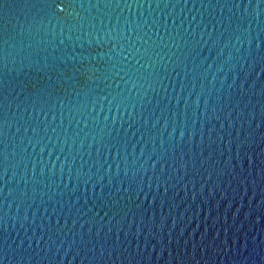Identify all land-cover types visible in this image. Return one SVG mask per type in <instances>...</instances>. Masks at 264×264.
<instances>
[{"label":"water","instance_id":"water-1","mask_svg":"<svg viewBox=\"0 0 264 264\" xmlns=\"http://www.w3.org/2000/svg\"><path fill=\"white\" fill-rule=\"evenodd\" d=\"M0 264H264V0H0Z\"/></svg>","mask_w":264,"mask_h":264}]
</instances>
